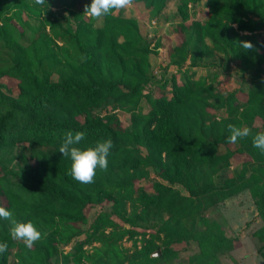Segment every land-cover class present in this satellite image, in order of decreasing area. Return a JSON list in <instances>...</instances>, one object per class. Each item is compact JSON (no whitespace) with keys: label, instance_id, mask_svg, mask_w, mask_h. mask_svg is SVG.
<instances>
[{"label":"trees","instance_id":"obj_1","mask_svg":"<svg viewBox=\"0 0 264 264\" xmlns=\"http://www.w3.org/2000/svg\"><path fill=\"white\" fill-rule=\"evenodd\" d=\"M29 1L0 0V19L7 25L1 31L7 52L0 56V70L18 86L16 95H0V151L24 143L37 150L36 160L13 176L14 186L5 187L8 200L0 206L13 217L0 218V241L8 244L0 254V264H59L60 248L75 239L71 255L82 251L85 243L99 242L95 256L90 257L94 264H134L135 255L125 259L115 246L125 236L145 240L136 252L141 259L135 264H153L161 258L172 262L177 255L170 252L177 243L195 249L182 264H219L222 255L231 254L238 237L228 234L219 220L205 222L200 228L189 227L186 221L206 214L234 195L239 186L252 191L264 221V153L252 145L253 136L264 129L241 138V146L235 150L226 139L229 125L241 127L245 121L250 125L258 110L244 114L243 120L213 119L215 109L208 102L213 89L207 78L185 76L181 83L176 78L154 79L150 49L138 20L115 14V9L102 16L101 25L95 24V17L73 11V31L63 34L73 48L62 57L41 27L32 29L31 42L24 44L25 21L23 27L11 26L4 15ZM130 1L160 11L168 0ZM199 1L182 0L184 17H188V3ZM205 2L210 18L193 23V34L179 45L181 53L192 43L194 53L206 54L211 43L214 49L237 55L247 64L264 63V34L258 35L264 30V0ZM243 41H250L253 47L243 49ZM45 61L61 64L59 80H52ZM157 81L158 94L148 89ZM2 87L11 90V85L0 80ZM105 106L129 113L131 125L117 113L102 112ZM230 108L234 115L232 104ZM69 130L85 133L81 147L104 138L113 141L107 168L97 169L91 183L74 180L70 159L57 150ZM243 145L254 152L248 168L237 177L218 179L234 155H243ZM150 170L159 177L151 190L143 184ZM124 202L140 205L135 219L123 217L121 224L111 211L101 212L89 222L86 205L111 203L115 211ZM151 219L160 221L154 230ZM13 220L34 223L42 232L41 239L25 246L11 235ZM82 234L84 238L78 240ZM257 234L262 238L258 252L264 258V224ZM13 249L15 258L10 256ZM159 249L161 258L154 256ZM70 254L64 256L66 263Z\"/></svg>","mask_w":264,"mask_h":264},{"label":"rangeland","instance_id":"obj_2","mask_svg":"<svg viewBox=\"0 0 264 264\" xmlns=\"http://www.w3.org/2000/svg\"><path fill=\"white\" fill-rule=\"evenodd\" d=\"M88 1L69 0L65 3L63 1L44 0L43 4L37 5L31 0L28 5L22 4L21 7L10 8L3 15L9 18L11 26L23 27L22 22L25 21L27 26L23 32V39H21L24 44L31 42L32 29L41 27L53 40V48L62 57L65 50H72L73 48L66 43L67 37L63 38L66 31H73L75 22L72 12L78 11L83 17L90 16L89 13L84 12L85 4ZM181 2L182 0H168L165 7L157 11L143 2L129 0L125 7L115 9L114 13L138 20L144 43L150 49V74L154 79L163 82L176 78L181 83L185 76L205 77L208 79V85L213 89V96L208 99V102L212 104V106L209 105L210 108L215 109H212L214 112L213 119L225 116L226 118L238 117L243 120L244 114H251L254 109H257V115L250 120L252 123L249 125L245 121L241 128H249V134L258 129H264V63L247 64L245 60L237 55L234 56L214 49L211 43L206 54L194 53L192 43L188 45V50L185 53H181L179 45L184 41V37L186 39L193 34V23L196 20L204 23L210 18L205 0H201L196 4L188 3V17H184L180 10ZM102 21V16L95 17L96 25H101ZM5 27L7 25L0 19V56L7 52V49L4 48V39L1 36V31ZM263 34L264 30L258 32L259 36H263ZM76 55L78 54L76 53ZM44 68L52 71V80L61 78V64L54 63V61H45ZM0 80L11 85L9 91L2 87L0 95H6V93L16 95L18 93L17 81L5 76L1 70ZM168 86L171 87V84ZM148 87L149 90H157V94L160 91L158 81ZM231 104L234 107V115H231ZM103 109L102 112L104 113L107 111L117 113L126 125H131V115L121 108L111 109V106H105ZM240 144L241 138L239 137L236 141L229 143L230 148L233 150L241 146ZM243 148V155L239 153L234 155L229 166L220 171L218 179L225 180L230 177H237L243 168H248L254 152L248 145H243ZM224 149L225 147H221V150ZM36 151L26 143L17 144L0 151L1 205H4L8 200L7 196L4 195L5 187L8 185L14 186L15 178L13 176L20 172L26 164L33 163L36 160ZM158 178L156 173L150 170L149 177L143 181V184L151 190L153 181ZM177 188L181 192H185L180 186H177ZM238 188L240 189L234 195L219 202L206 214L187 220L186 225L192 228H200L205 222L219 220L226 225L228 234L238 237L231 254L222 255L219 264H264V258L258 252L262 238L257 234L264 224L263 218L259 213L252 191L243 186ZM140 210V205L132 202L122 203L115 211L111 203L88 204L85 206L89 222L93 221L101 212L112 211V217L123 224V217L135 219ZM150 222L151 226L153 225L152 230H154V227L160 221L151 219ZM82 227L87 228L88 223L82 224ZM110 230L111 228H106V232ZM84 235L79 236L78 240H82ZM76 241L77 239L60 248L58 263L94 264L90 257L95 256V248L100 246V243H85L82 251L71 255L70 253L74 250L73 246ZM155 241L160 243L158 238H155ZM144 243L145 240L141 237L130 238L125 236L115 242V246L125 259H130L135 255L132 258V263L135 264L141 259L136 252L143 247ZM194 251V247L177 243L173 246V251L170 252L172 255H177L172 257V262L161 258L160 253L159 257L161 259L153 264H182ZM65 254H70L68 263L64 261ZM15 255V249H13L10 256L15 258Z\"/></svg>","mask_w":264,"mask_h":264},{"label":"clouds","instance_id":"obj_3","mask_svg":"<svg viewBox=\"0 0 264 264\" xmlns=\"http://www.w3.org/2000/svg\"><path fill=\"white\" fill-rule=\"evenodd\" d=\"M37 5L44 3V0H35ZM129 0H91V3L85 7L84 12L92 17H100L109 14L110 10L125 7ZM243 49L253 47L250 41H243L240 45ZM230 135L226 137L229 142H234L237 138H243L249 135V128L235 127L229 125ZM83 131H67L57 150L71 161V176L74 180L82 184L91 183L97 169H105L108 166V155L113 146L111 138H104L96 141L90 146H80L84 138ZM252 145L261 153H264V132H257L252 138ZM12 213L4 206H0V218L10 219ZM11 235L22 240L27 247H31L33 242L41 239V230L31 221H12ZM8 247L6 241H0V254L4 253Z\"/></svg>","mask_w":264,"mask_h":264},{"label":"water","instance_id":"obj_4","mask_svg":"<svg viewBox=\"0 0 264 264\" xmlns=\"http://www.w3.org/2000/svg\"><path fill=\"white\" fill-rule=\"evenodd\" d=\"M160 253H161V251L158 250V251H156V252L154 253V256H158V255H160Z\"/></svg>","mask_w":264,"mask_h":264}]
</instances>
